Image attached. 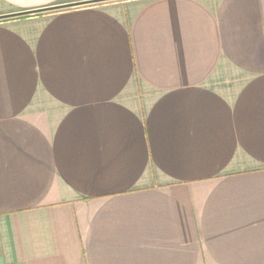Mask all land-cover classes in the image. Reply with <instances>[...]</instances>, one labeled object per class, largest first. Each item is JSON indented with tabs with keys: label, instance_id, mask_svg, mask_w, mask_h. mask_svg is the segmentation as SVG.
<instances>
[{
	"label": "crops",
	"instance_id": "crops-1",
	"mask_svg": "<svg viewBox=\"0 0 264 264\" xmlns=\"http://www.w3.org/2000/svg\"><path fill=\"white\" fill-rule=\"evenodd\" d=\"M0 264H264V0H0Z\"/></svg>",
	"mask_w": 264,
	"mask_h": 264
},
{
	"label": "water",
	"instance_id": "water-1",
	"mask_svg": "<svg viewBox=\"0 0 264 264\" xmlns=\"http://www.w3.org/2000/svg\"><path fill=\"white\" fill-rule=\"evenodd\" d=\"M93 2H98V1H87V2H81V3H75V4H67V5L54 6V7H50V8H47V9H42V10H39V11H30L29 13L42 12V11H48V10H57V9H61V8H66V7L80 5V4H88V3H93ZM19 14H26V13H19ZM8 16H10V15H8Z\"/></svg>",
	"mask_w": 264,
	"mask_h": 264
}]
</instances>
